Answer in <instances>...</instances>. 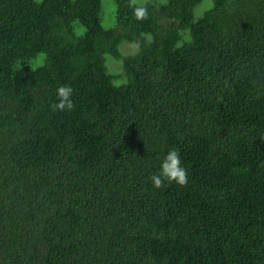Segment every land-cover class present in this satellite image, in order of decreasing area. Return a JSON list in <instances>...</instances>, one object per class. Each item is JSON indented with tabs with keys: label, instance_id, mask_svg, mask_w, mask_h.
Listing matches in <instances>:
<instances>
[{
	"label": "trees",
	"instance_id": "16d2710c",
	"mask_svg": "<svg viewBox=\"0 0 264 264\" xmlns=\"http://www.w3.org/2000/svg\"><path fill=\"white\" fill-rule=\"evenodd\" d=\"M102 1L0 0V264H264V0Z\"/></svg>",
	"mask_w": 264,
	"mask_h": 264
},
{
	"label": "clouds",
	"instance_id": "9594fccd",
	"mask_svg": "<svg viewBox=\"0 0 264 264\" xmlns=\"http://www.w3.org/2000/svg\"><path fill=\"white\" fill-rule=\"evenodd\" d=\"M131 5H135L136 0H130ZM134 15L137 19L146 18V10L142 7L134 8ZM73 89L68 85H61L56 90L57 102L50 105L53 111L72 110L74 103L72 101ZM154 188L161 189L167 184L176 183L179 186H185L188 183V172L182 167L179 152L171 149L164 156L160 170L154 173L150 178Z\"/></svg>",
	"mask_w": 264,
	"mask_h": 264
},
{
	"label": "rangeland",
	"instance_id": "374dc122",
	"mask_svg": "<svg viewBox=\"0 0 264 264\" xmlns=\"http://www.w3.org/2000/svg\"><path fill=\"white\" fill-rule=\"evenodd\" d=\"M211 6L210 0H204L196 9L195 16H200L203 11ZM114 22V7L112 0H103L102 1V14H101V23L105 28H109L113 25ZM122 52L127 54L131 52L133 49L124 46L122 47ZM113 63H111L112 65Z\"/></svg>",
	"mask_w": 264,
	"mask_h": 264
}]
</instances>
